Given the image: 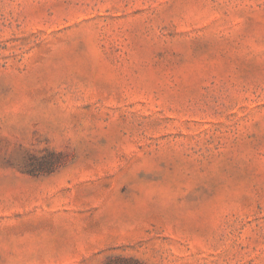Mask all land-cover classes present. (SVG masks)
<instances>
[{"label": "rangeland", "instance_id": "374dc122", "mask_svg": "<svg viewBox=\"0 0 264 264\" xmlns=\"http://www.w3.org/2000/svg\"><path fill=\"white\" fill-rule=\"evenodd\" d=\"M264 264V0H0V264Z\"/></svg>", "mask_w": 264, "mask_h": 264}, {"label": "trees", "instance_id": "16d2710c", "mask_svg": "<svg viewBox=\"0 0 264 264\" xmlns=\"http://www.w3.org/2000/svg\"><path fill=\"white\" fill-rule=\"evenodd\" d=\"M117 264H142V263L133 258L119 257L117 258Z\"/></svg>", "mask_w": 264, "mask_h": 264}]
</instances>
